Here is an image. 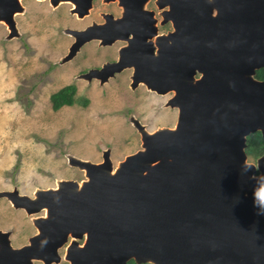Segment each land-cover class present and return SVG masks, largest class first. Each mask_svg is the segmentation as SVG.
I'll use <instances>...</instances> for the list:
<instances>
[{
  "label": "water",
  "instance_id": "95a60500",
  "mask_svg": "<svg viewBox=\"0 0 264 264\" xmlns=\"http://www.w3.org/2000/svg\"><path fill=\"white\" fill-rule=\"evenodd\" d=\"M62 1L72 2L78 16L91 7V0H49L53 6ZM165 4L173 30L156 37V53L155 46L144 53L131 43L116 60L80 75L104 82L132 66L131 88L143 83L157 93L173 91L165 105L178 110L174 126L149 131L131 116L141 147L116 166L109 148L98 162L68 154V163L85 172L81 184L59 179L55 186L35 188L32 196L16 187L0 190V197L28 214L44 210L32 217L37 230L27 243L13 246L9 231L0 229V264L57 261L69 233L86 234L82 246L67 249L70 264H126L130 258L154 264H264V215L253 206L254 195L264 201V157L253 163L245 152L246 135L264 126V116L260 102L244 106L243 86L229 81L264 60L260 53L216 52L218 44L227 51L231 43L215 41V0L159 3ZM22 8L20 0H0L7 37L18 34L14 15ZM112 24L111 29L98 22L64 28L73 40L62 60L92 39L111 43L120 35L116 19ZM196 71L202 76L193 81Z\"/></svg>",
  "mask_w": 264,
  "mask_h": 264
},
{
  "label": "rangeland",
  "instance_id": "374dc122",
  "mask_svg": "<svg viewBox=\"0 0 264 264\" xmlns=\"http://www.w3.org/2000/svg\"><path fill=\"white\" fill-rule=\"evenodd\" d=\"M20 2L23 8L14 15L17 35L7 37V25L0 21V190L16 187L32 196L35 188L55 186L59 179H85L84 170L68 163V154L98 162L109 148L116 166L141 147L131 116L149 131L174 126L178 110L165 105L173 91L157 93L143 83L131 88V69L104 82L80 75L115 54L119 42L104 46L92 39L62 60L73 40L64 28L99 21L102 10L116 13L115 3L94 0L88 13L78 16L70 1L56 6L49 0ZM71 82L78 95L89 98L88 104L53 110L50 93ZM42 213L28 214L0 197V229L9 231L15 247L36 232L32 217Z\"/></svg>",
  "mask_w": 264,
  "mask_h": 264
},
{
  "label": "flooded vegetation",
  "instance_id": "af4514ba",
  "mask_svg": "<svg viewBox=\"0 0 264 264\" xmlns=\"http://www.w3.org/2000/svg\"><path fill=\"white\" fill-rule=\"evenodd\" d=\"M100 1L106 4L111 2L115 3L117 11L115 10V13L112 10H102L100 11L102 19L92 22L105 23L109 25L106 26V28L111 29L112 23L116 19L120 34L119 37L111 43L104 44V46H111L115 42H119L115 49V54L109 56L104 62L116 60L119 55V50L129 46L131 43L133 49H136L137 52L143 50L145 51L144 53H149V48L155 46L153 52L156 53V37L166 35L173 30L171 20L167 19L169 5H159V3L164 0ZM244 1L246 2V6L242 7L241 0H215V3L220 9L218 10V8L215 7V33H217V35L215 34V41H230L231 43L227 51L224 45H222V48H224V50H222L221 45L218 44L216 52L220 53L221 50L223 53L235 57L244 55L245 53H252L254 55L260 53L264 60V0ZM93 2L94 0H91V7L93 6ZM152 32L154 33L150 35ZM103 63L93 67H100ZM232 63L233 66L230 68L235 71L234 65L237 62L232 61ZM239 63L241 64L242 62ZM125 69H131L132 73V66H125L110 77H114ZM242 73H233L229 81H231L234 86H236V82L239 83V86H243L244 106H248L253 102H260L262 106V115L264 116V61L259 67H255L253 72L249 74L246 72ZM193 76V81H196L195 79L200 78L202 73L196 71ZM245 141V152L248 161L256 163L259 156L264 157V126L250 131L246 135ZM260 173L261 171L257 168L254 174L258 175ZM73 180L81 184L85 179ZM41 211L44 213V210ZM85 239V233L80 237H74L69 233L66 240L58 247L59 260L53 261V263H58L63 259L70 264V260L66 257L67 249L75 246H82ZM130 259L136 264H154L151 261L137 262L134 258Z\"/></svg>",
  "mask_w": 264,
  "mask_h": 264
},
{
  "label": "trees",
  "instance_id": "16d2710c",
  "mask_svg": "<svg viewBox=\"0 0 264 264\" xmlns=\"http://www.w3.org/2000/svg\"><path fill=\"white\" fill-rule=\"evenodd\" d=\"M77 87L75 83H67L53 91L49 95L51 108L53 110L59 109L63 105L80 104L86 106L89 98L86 95H78L76 93ZM258 142V141H257ZM126 264H136L132 259L128 260Z\"/></svg>",
  "mask_w": 264,
  "mask_h": 264
},
{
  "label": "clouds",
  "instance_id": "9594fccd",
  "mask_svg": "<svg viewBox=\"0 0 264 264\" xmlns=\"http://www.w3.org/2000/svg\"><path fill=\"white\" fill-rule=\"evenodd\" d=\"M264 179V178H262ZM254 193L256 191V186H254V189H253ZM253 206L256 207L258 209L257 211V215H264V201H257L256 198H255V195H254V198H253Z\"/></svg>",
  "mask_w": 264,
  "mask_h": 264
},
{
  "label": "bare ground",
  "instance_id": "6f19581e",
  "mask_svg": "<svg viewBox=\"0 0 264 264\" xmlns=\"http://www.w3.org/2000/svg\"><path fill=\"white\" fill-rule=\"evenodd\" d=\"M72 3V2H71ZM0 21H3V20H0ZM4 22V21H3ZM5 23V22H4ZM6 24V23H5Z\"/></svg>",
  "mask_w": 264,
  "mask_h": 264
}]
</instances>
